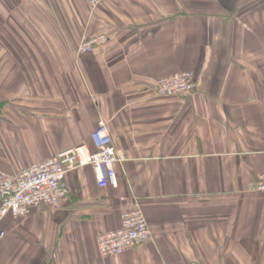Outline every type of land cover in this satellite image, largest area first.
Instances as JSON below:
<instances>
[{
    "label": "crops",
    "instance_id": "obj_1",
    "mask_svg": "<svg viewBox=\"0 0 264 264\" xmlns=\"http://www.w3.org/2000/svg\"><path fill=\"white\" fill-rule=\"evenodd\" d=\"M185 71L190 97L155 92ZM100 122L117 188L68 173L60 208L3 220L0 264H264V0H0V175L92 146ZM136 205L152 240L102 258Z\"/></svg>",
    "mask_w": 264,
    "mask_h": 264
},
{
    "label": "built area",
    "instance_id": "obj_2",
    "mask_svg": "<svg viewBox=\"0 0 264 264\" xmlns=\"http://www.w3.org/2000/svg\"><path fill=\"white\" fill-rule=\"evenodd\" d=\"M95 7L98 0H89ZM108 38L104 35L87 38L79 47V54H93L101 49ZM197 89L195 74L191 71L176 73L155 81V92L159 96L190 97ZM92 146L86 144L52 156L48 160L33 164L19 172L0 175V242L5 238L1 228L7 217L19 219L28 216L35 207L58 209L68 196L66 176L81 168L91 167L100 188H117L116 164L122 161L109 127L100 122L91 136ZM264 196V173L252 188ZM152 233L139 205L126 211L119 229L98 236L97 247L102 258L119 256L147 244Z\"/></svg>",
    "mask_w": 264,
    "mask_h": 264
}]
</instances>
